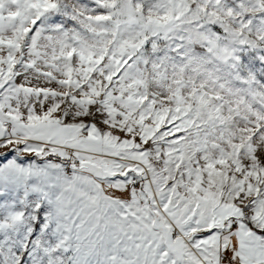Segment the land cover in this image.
<instances>
[{"label": "snow or ice", "instance_id": "6c2138e0", "mask_svg": "<svg viewBox=\"0 0 264 264\" xmlns=\"http://www.w3.org/2000/svg\"><path fill=\"white\" fill-rule=\"evenodd\" d=\"M0 264H264V0H0Z\"/></svg>", "mask_w": 264, "mask_h": 264}]
</instances>
